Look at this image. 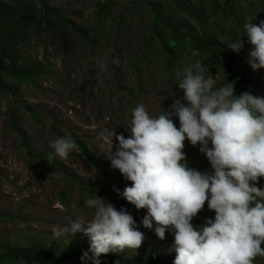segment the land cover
Segmentation results:
<instances>
[{"label":"rangeland","instance_id":"rangeland-1","mask_svg":"<svg viewBox=\"0 0 264 264\" xmlns=\"http://www.w3.org/2000/svg\"><path fill=\"white\" fill-rule=\"evenodd\" d=\"M29 1L32 5L27 8L15 6L17 14L14 17L28 16L26 21L32 24L31 30L23 31L17 39L18 44L12 49L20 64L39 61L47 65L48 73L16 85L19 88L17 99L0 89V251L16 240L22 244H35L39 240L40 246L49 248L63 242H75L89 250L90 239L83 233L62 234L57 240L53 239L51 229L53 226L63 228L77 216L90 221L94 210L85 203L89 198L99 196L117 210H128L129 206L126 208L121 202L123 197L117 189L123 191L131 182L118 169L111 167L110 160L105 156L107 150L100 147L99 133L106 128L115 129L117 134L127 138L130 132L126 127L138 104L145 105L152 116L162 114L174 99L183 97L176 73H183L185 68L200 62L199 57L203 53L190 47L182 49L183 57L176 62V70H165L166 61L156 55L160 40L150 33L149 25L155 16L146 0H46L49 6L71 14L75 23L81 26L75 33L69 30L67 36L61 28L48 31L49 25L47 29L37 31L36 25L44 12L43 4L41 0ZM105 1L113 8V15L104 21L105 29L99 31L95 27L97 30L89 33V36L97 37L92 43L87 42L81 37V32L88 30L92 22L99 26L96 17L98 4ZM204 1L190 0L191 14L201 15ZM218 1L224 6L230 0ZM248 4V0H241L236 13L247 16L245 10ZM236 7L235 2L227 9ZM174 8L176 20H185L196 30L202 29L191 14L180 7ZM9 14H2V17ZM219 14H214L213 5L207 6L203 21H209L204 23L203 28L219 29L223 22L217 17L223 16L222 9ZM231 29H225L228 30L225 33L218 32V35H224L228 42L232 41ZM247 51L243 47L239 52L246 56ZM137 54L146 55L142 65L135 63ZM114 60L119 62L113 63ZM104 62H107L106 70L101 68ZM222 71L204 74L206 78L215 80L214 89L221 88L219 84L224 79ZM258 71L264 74V69ZM5 78L9 82L15 80L8 76ZM173 120L179 127L178 118L173 117ZM61 137L69 138L78 145V150L72 151L66 160L55 156L49 147L50 141ZM117 143L114 139L113 151H116ZM83 144L90 148L97 164L82 151ZM199 149V144L192 146L185 141L183 151L188 166L211 173V165ZM257 186L264 188V178L258 181ZM103 192H110L111 199ZM130 205L134 209L133 217L138 230L144 233L145 238L138 249H125L123 252L137 254L154 247L159 254L176 256L174 239L167 231L165 239L161 240L155 234V223L152 229L142 224L146 209L137 210ZM211 212L205 204L200 212L202 223L213 218ZM261 247L264 248V243ZM67 264L85 262L78 258L68 260ZM254 264H264V257L257 256Z\"/></svg>","mask_w":264,"mask_h":264},{"label":"clouds","instance_id":"clouds-1","mask_svg":"<svg viewBox=\"0 0 264 264\" xmlns=\"http://www.w3.org/2000/svg\"><path fill=\"white\" fill-rule=\"evenodd\" d=\"M244 29L253 46L247 62L258 71L264 68V20L247 22ZM228 46L239 52L244 44L238 37ZM101 68L106 70L107 62ZM205 71L197 61L177 72L182 98L158 116L138 104L126 127L130 135L106 128L98 135L100 147L107 150L111 167L131 182L122 197L137 210L146 209L143 226L152 229L155 223L161 240L166 231L174 239V257L154 247L137 254L154 250L169 264H254L257 256L264 257V188L257 186L264 178V97L247 91L236 95L233 82L214 89L215 80L206 78ZM186 140L200 145L211 173L188 166ZM49 147L61 160L78 150L66 137L50 141ZM85 203L94 210L90 221L77 216L63 228L51 229L57 240L77 232L89 237L91 256H81L85 264H101L102 254H132L123 251L142 245L144 233L126 209L117 210L99 196ZM205 204L215 216L204 224L200 212Z\"/></svg>","mask_w":264,"mask_h":264},{"label":"trees","instance_id":"trees-1","mask_svg":"<svg viewBox=\"0 0 264 264\" xmlns=\"http://www.w3.org/2000/svg\"><path fill=\"white\" fill-rule=\"evenodd\" d=\"M240 1L230 0L226 5L221 6L218 0H205L201 4V15H195L191 14L190 0H146L148 8L151 11L153 10L155 16L149 25V29H151L150 33L153 36L156 35L160 40L156 55L166 61L165 65L167 67H164L165 70H176V62L183 57L181 55L182 51L190 47L197 52L203 53L199 59L202 67L206 69L205 73L223 70L221 73L224 75V79L219 84L221 87L227 85L228 82H233L236 95L247 91L253 95L264 97V74L254 71L247 62V54L250 53L253 46L248 42L244 29V24L247 22L259 24L260 21L264 20V0H248L249 4L245 10L247 16L236 13L238 7H240ZM41 2L44 12L41 14L36 25L37 31L47 29L49 25L48 31L61 28L63 34L67 36L69 30H73L75 33L81 27L75 23L74 17L70 16L71 14L61 12L57 8L49 6L46 0H41ZM187 2L188 4H186ZM235 2L237 7L228 11L227 7ZM172 3L173 7H171ZM16 5L27 8L32 3L29 0H0V89L7 95H14L15 99L19 95V88L16 85H19L24 80L33 81L48 73L47 65L39 61H35L33 64H29L31 62L20 64L17 61L16 53L12 47L18 44L19 41L17 39L21 37L24 33L23 31L31 30L30 26L32 24L27 23L28 16L26 15L14 17L17 14ZM209 5H213L215 15L219 14L220 9L223 10V16L217 17V19H222L221 29L213 28L205 30L203 28L204 23L209 21H203V16L206 14V9ZM110 6L108 1L98 4L96 17L98 18L97 22L99 26H96V23L92 22L88 30L85 29L81 32V37L85 41L92 43V40L97 35L91 36L90 34L89 36V33L97 29L99 31L105 29L103 27L104 21H107L113 15V8ZM174 6L180 7L186 13L191 14L197 25L201 26L202 29L196 30L194 26H191L185 20H176ZM1 13L11 14L2 17ZM104 15L105 17H103ZM121 18L122 14L119 16V19ZM222 25L224 26L222 27ZM225 29H231L230 37L234 36L232 41L230 40L231 42H228L224 35H218V32L225 33L228 31ZM237 29H240V31L237 32ZM238 37H241L244 47L249 50L246 52V56L241 52L233 51L228 46V44L235 42ZM66 38H69V36ZM82 45H84L83 42ZM145 59V54H137L135 63L137 62V65H142ZM41 65H45L46 67L42 68ZM5 76L15 80L9 82ZM82 151L92 159L93 163L97 164V158L92 156L90 148L85 144L82 145ZM122 192V190H119L120 194ZM103 193L106 194L107 192ZM107 194H109L111 199L110 192ZM121 202L125 203L126 208L129 206L127 211L133 216L134 209L130 203L124 198ZM211 213L214 218V211ZM39 244V240L35 244H22L16 240L13 244L6 246L0 251V264H10L12 262L67 264V261L71 259L80 258L81 260L84 252H88L89 256H91V252L82 247L81 243L63 242L59 246H53L54 248L40 246ZM100 261L101 264H169L163 256L158 255L154 250L137 255L108 253L104 254V256L101 255ZM87 264H92V261L88 260Z\"/></svg>","mask_w":264,"mask_h":264}]
</instances>
